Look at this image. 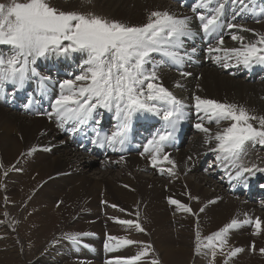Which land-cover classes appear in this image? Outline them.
I'll return each instance as SVG.
<instances>
[{"label": "snow or ice", "instance_id": "obj_1", "mask_svg": "<svg viewBox=\"0 0 264 264\" xmlns=\"http://www.w3.org/2000/svg\"><path fill=\"white\" fill-rule=\"evenodd\" d=\"M213 0H198L197 8L210 10L213 14H198L200 30L205 37L217 34L223 25L220 15L224 7L220 4L215 9H209ZM196 11V8H193ZM148 22L142 26H129L118 21H110L92 13L76 11H63L52 6L49 0H27L18 2L10 0L9 3H0V45L10 46L14 54L10 58H0V91L5 83L23 86L29 72V65L34 64L38 58L46 57L50 53L68 54L80 52L86 54L82 74L74 80H65L60 84V94L52 104L53 113L56 115L59 126L73 121L84 124L92 118L93 111L99 106L107 110L115 108L116 116L121 121L120 130L106 135L100 146L107 143L110 147L123 144L129 122L136 113H150L162 116L172 131L158 134L148 141L145 152H151L152 166L167 162L172 167L163 174L175 175L176 164L163 155L164 143L174 136L178 124L184 119L186 105L173 95L162 84L157 83L159 76L154 65L151 71L146 65L152 63V54L160 53L176 63H182L183 57L177 51L182 48L183 38L195 35L189 25V18H178L167 11H152L149 13ZM229 29L240 27L228 24ZM241 31H251L240 27ZM258 35V34H257ZM232 40L240 41V48L225 49L223 37H218L215 46H209L208 52L224 53V59L236 58L237 63L249 68L255 62L264 64V35L254 43H243L244 37L232 34ZM67 42V43H65ZM190 58V57H189ZM219 62L220 56H213ZM228 63L223 67L227 68ZM35 75V70L32 69ZM182 76L189 75L181 73ZM77 82H81L79 85ZM181 87L179 83L176 85ZM194 107L197 113H205L209 121H214L218 126L222 121L231 123L214 136L210 129L203 123H196L195 128L206 134L205 143L215 140L217 143L212 151L217 152V160L227 162L226 167L236 169L235 175L229 173L230 180H239L245 173L254 174L255 171L264 172V168L256 165L251 167L241 163L244 145L252 141L264 146V116L257 117L243 106L235 103H222L212 99L194 97ZM204 117H201L203 120ZM251 121H258L259 127ZM244 186L247 187L246 180ZM169 203L178 210L192 213V209L182 202L170 199ZM215 203V201H209ZM115 207V205H113ZM201 212L204 208L200 209ZM115 222L128 227H134L143 232L144 228L139 222L113 218ZM262 222L259 218L239 221L233 219L229 224L217 232L201 238L199 231L196 233L197 254L210 255V264H214L218 252H223L228 243L230 230L241 224L254 226V235L262 231ZM73 243H79L76 235L69 236ZM108 241H115V245L106 243V251H114L117 247L142 243L126 238L108 236ZM151 245H145L134 257L118 259L108 264H138L143 257L149 255ZM255 251V244L252 245ZM241 248L230 250L226 255L234 257ZM264 254V248L260 250ZM150 264H159L158 260H151ZM227 264V261H225Z\"/></svg>", "mask_w": 264, "mask_h": 264}, {"label": "bare ground", "instance_id": "obj_2", "mask_svg": "<svg viewBox=\"0 0 264 264\" xmlns=\"http://www.w3.org/2000/svg\"><path fill=\"white\" fill-rule=\"evenodd\" d=\"M63 3L67 11L92 13L129 26L144 25L148 22V15L152 11H167L176 17L186 15L164 0H65ZM248 29L251 31L238 34L244 37L243 43L245 44L254 43L260 35H264V22L250 26ZM222 47L225 49L240 48L241 42L230 40L225 42ZM194 75L200 77L196 79L197 77L195 78ZM194 75L182 80L177 75L160 72L157 83L162 84L184 103L194 104L195 101H192L191 97L198 95L201 98L222 103H235L245 107L257 117L264 116V80L260 83H251L242 78L232 79L210 66L201 67L199 72ZM177 83L185 88V92L179 90V87L176 86ZM230 123L228 121L217 129L210 128L211 135L214 136L217 131H221ZM251 123L259 127L258 121H251ZM205 138L206 134L202 132L199 136L192 138L178 153L170 156V159L176 164L174 169L176 177L171 181L160 180L144 174L142 169L147 165L141 158L135 156L117 160L119 161L118 169L114 172L115 174L111 175V170L102 171L93 159L73 150L66 145L67 142L55 140L52 126L44 119L28 118L0 109V170L5 167L4 172H9L7 177H3V171H0V178L5 179V183H9H0V197L4 194L13 196L7 210L15 217H20L22 213L31 214L36 211V205L41 203L44 193L54 189V186L57 185L71 186L74 194L73 202L78 200L83 202L101 190L104 197L111 199L112 204L118 206V209L122 208L123 213H119L124 218H120L121 220H130L129 217H134L131 219L132 221H136V218L140 219L138 213L141 211V206L145 205L147 211L153 210L154 213L142 218L143 221L140 219L142 222L140 225L144 230L147 229L146 227L153 228L152 242L149 237V240L144 239L146 237L143 235L146 233L138 236L140 231L128 226H123L126 229L111 226L109 232L107 231L109 233L107 236L142 242L132 244L136 246V251L143 249L147 242L155 243L158 247L156 260L159 261V264H186L190 243L188 246L187 238L180 237L182 244L178 248L175 247L173 245L176 241L175 237L170 231H167L168 227H177L176 234H179L180 229L183 228L180 224L186 223L185 220H187V225L191 223L193 226L195 223H200L206 233L215 230L206 235L209 236L229 224L233 219L244 221L241 218L253 220L259 218L264 222V206L258 207L257 204L245 202L242 199L232 200L224 193L220 185L210 177L197 173L196 168L189 175L186 173L187 168H191L192 165L188 153L195 154L215 147L217 142L214 139L210 143H205ZM45 152H50L51 155L47 156L44 154ZM22 155L24 156L22 157ZM251 165L264 168V154L255 155ZM90 171L95 173L94 177L88 176ZM44 180L46 182L42 183ZM16 181L20 183L17 187L15 186ZM11 183H15V185ZM49 199L47 198V200ZM170 199L187 205L195 215L176 208H174L176 209L174 213H172L173 211L165 212L167 209L165 205L170 204ZM209 201H215V203H209ZM22 204L24 206L19 211ZM14 206H16L15 209ZM201 208H204L203 212L200 211ZM170 214H172L171 219L168 217ZM148 217L152 219L150 220ZM133 232H136L137 236H130ZM148 232L151 235L149 230ZM262 232L264 234V223H262ZM235 234L242 233L230 232L227 239L240 243V239H234ZM240 236L238 235L236 238H240ZM241 238L245 240L244 236ZM262 244L264 245V243ZM142 245L143 247H141ZM131 249L130 247V250L123 251L125 259L134 257V251ZM209 261L211 260L209 259ZM214 264H219V261L215 260ZM222 264L225 263L222 262ZM254 264H257V261Z\"/></svg>", "mask_w": 264, "mask_h": 264}, {"label": "rangeland", "instance_id": "obj_3", "mask_svg": "<svg viewBox=\"0 0 264 264\" xmlns=\"http://www.w3.org/2000/svg\"><path fill=\"white\" fill-rule=\"evenodd\" d=\"M64 1L65 0H49V3L52 6L58 8L59 10L67 11V9L65 8V4L63 3ZM9 2L10 0H0V3H9ZM18 2H27V0H18ZM71 11H76V10H71ZM196 79H198V77ZM23 156L24 155H22V157ZM4 168L5 167H3V169L0 171H3L2 172L4 173V175L2 174L3 177H7V173L9 172L8 171L4 172L5 171ZM116 170L111 171V175L115 174L114 172ZM88 176L94 177L95 173L90 171L88 172ZM44 182H46V180H44L42 183ZM0 183L9 184V183H5V179L2 180L1 178H0ZM15 183L14 184L11 183V184L15 185L16 187L20 184L19 181H16ZM49 183L51 184L52 180L49 181ZM111 186H113V184H111ZM111 186L109 185V187ZM16 189L19 190V188ZM103 192L105 195V189ZM47 198L50 199L47 200ZM73 199H74V194L72 192L71 186L57 185L54 186V189H50L49 191H46V193H44L43 200L41 201V203H39V205H36V209H37L36 211L31 212V214L22 213L20 217H15L7 210L9 207V202L13 200V196L11 194H4L3 196H1L0 222L2 223H0V264H79V262L70 261L69 258L67 257L68 249L71 248V246H67V248L65 249L64 245L66 241L70 240L68 239L69 236L76 235L78 236L79 239H81L83 235H92V236H98L100 239H102V237H104L105 235L106 236L109 235L108 230H110L109 228L111 226L117 228L122 227L126 229L127 226L123 227L125 225L121 226V224L115 222V220L113 219V218H117V219L124 218L123 215L119 213L122 212L121 211L122 208L118 209L119 207L116 205L114 208L113 207L114 204H112L111 199H107L106 197H104L101 190L94 196H90L87 199L85 198L86 200L83 202H81L80 200L73 202ZM164 202L165 201L163 200V204ZM23 204L21 205L19 211L22 209V206H24ZM165 206H167L166 207L167 209L165 210V212L167 213H171L169 211H173L172 213H174V210L177 209L176 206L174 207V205L172 204H166ZM15 208L16 206H14V209ZM102 209H104L106 212L105 217H100V212ZM139 213L138 215L140 216V219L143 221L142 218H145L147 215L151 216V213L154 212L153 210L147 211L145 205H142L141 211ZM171 216L172 214L168 215L170 219ZM168 217H166V219H168ZM133 218L134 217H129L128 219L131 220ZM148 218L150 220L152 219L151 217ZM140 219L136 218V222H140V224H142ZM241 219L245 220L246 218L244 217ZM185 221L187 223V220ZM186 223L180 224L183 228L180 229L179 234H176L177 227L167 228V231L168 232L170 231L172 236L175 237L176 241L173 243V245H175V247L178 248L180 244H182L181 242L182 239L180 237L187 238L186 242L188 243V246L190 243V248H189L188 259L186 264H210L209 261V259L211 260L210 255H204V251L206 250L202 249L201 254L196 253L195 235L198 230L201 238H205L207 237L206 235L208 233H211L215 230L206 233L200 223H195V225L193 226L191 223L189 224L190 226L187 225ZM146 228L147 229L143 231L144 233L139 232L140 234L138 233V236H142L143 234L146 233L147 235L146 234L143 235L144 237H146L144 239H148L149 237V239L151 240L150 242H152L153 240L152 236L154 233L153 228H148V227ZM148 230L151 232V235H149L150 233L148 232ZM254 231L255 229H253L252 232H248L246 234H235L234 239L236 240L240 239V243L239 242L236 243L235 240L232 241V239L228 240L229 242L224 247L223 252H218L215 260H218L219 264H222V262L225 263V261L229 262L227 264H254L255 261H257V264H264V254H261L259 251L261 248H264V245L262 244L264 243L263 241L264 234L261 231V233L259 234L260 236L254 235L253 234ZM238 235L244 236L245 240H243L241 236L240 238H236L238 237ZM130 236H137V233L133 232L130 234ZM258 236L259 238H257ZM64 240L66 241L63 244ZM150 242L145 243V245L152 246V248L149 250V255L143 257L141 261L138 262V264H150L151 260L153 259L156 260V251L158 247L155 243L150 244ZM107 243L115 245L116 242L107 241ZM253 244H256L255 253L252 250ZM143 245L141 247H143ZM93 246L95 247L96 250V254L93 255V257L101 254L102 249L103 248L105 249V246H103L99 242H92L91 240H83L82 250H84V247L85 249H89ZM130 247L132 248L131 250L134 251L133 256H136L142 250L139 249V251H136L137 249L135 248L136 247L135 245L117 247V249L114 251H106L105 249V261L107 260L106 254L107 257L111 258L109 261L115 262L118 259H125L124 258L125 252L123 251L130 250ZM233 248L234 249L241 248L243 249V251L239 252L234 257H228L226 254ZM81 258H84L83 255ZM108 262L106 264H108ZM82 264H101V263L97 261H93L92 263L89 262Z\"/></svg>", "mask_w": 264, "mask_h": 264}]
</instances>
